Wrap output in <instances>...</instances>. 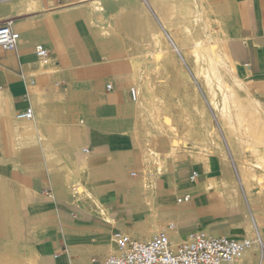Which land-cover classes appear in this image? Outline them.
Returning <instances> with one entry per match:
<instances>
[{
  "label": "crops",
  "instance_id": "1",
  "mask_svg": "<svg viewBox=\"0 0 264 264\" xmlns=\"http://www.w3.org/2000/svg\"><path fill=\"white\" fill-rule=\"evenodd\" d=\"M91 1L0 0V24L9 22L20 36L16 49L0 48V264H100L115 233L146 238L154 211L148 192L129 184L150 180L158 184V221L178 219L185 238L194 231L255 238L244 264H264V186L246 190L231 148L229 160L211 151L209 166L187 149L168 158L167 139L152 129L150 144L168 159L157 175L135 164L140 112L130 96L128 39L120 26L111 34L102 29L128 5L100 0L105 9L96 10ZM214 7L239 75L264 100V0H218ZM38 44L50 53L43 61ZM246 104L256 114L252 100ZM27 108L33 117L18 118ZM254 141L264 145L261 129ZM77 184L94 186L99 203L79 198Z\"/></svg>",
  "mask_w": 264,
  "mask_h": 264
},
{
  "label": "bare ground",
  "instance_id": "2",
  "mask_svg": "<svg viewBox=\"0 0 264 264\" xmlns=\"http://www.w3.org/2000/svg\"><path fill=\"white\" fill-rule=\"evenodd\" d=\"M156 1L158 0H150L151 3ZM160 1L174 4L176 0ZM187 1H192V4L190 2L188 5L181 6L180 8L176 5L171 6L169 17L164 18L168 25L166 24L164 26H171L176 18H178L181 23V32L189 42L182 46L185 49V55L187 58H182V60L191 61L194 68V77L205 89L207 93V105L212 108V113L208 115L206 106L204 103H201L198 97L194 100V96H188L187 99H190L191 102H193V100L196 101L194 103L195 107L202 117H207L209 123L213 122V119H216L218 123H220V127L215 129L220 140H224V138L228 140L231 149L235 150L236 148H243L241 172L245 188L250 192L253 187L264 186L262 183L264 181V145L259 146L254 141V136L258 133L259 129L264 132V116L260 118V123L258 120L252 122L247 114L249 110L248 112L246 111L247 109L244 106L243 99L249 98L252 100L254 110H262L263 113L264 101L252 92L253 82L239 75V65L233 58L230 48L227 45V42L231 39L224 29L221 20L216 16V12L212 3H210V0ZM90 6L96 10L105 9L100 0H92ZM214 12L215 14L213 15ZM215 26L218 30L216 34H213ZM198 28H201L202 31L199 32ZM102 29L104 30V33L109 32L105 31V28ZM147 29L150 37L159 48L155 59L158 64L150 70V73H146V71L142 69V61L136 57L132 58L131 66L133 70V79L136 80L138 77L142 80L146 79L147 92L149 93V95L144 96L139 102V116H147L152 119L150 125L146 124L142 129L137 130V136L152 135V129H155L159 136L165 137L168 136L170 131L174 134V136L170 135L167 139L170 149L169 151L171 153L175 151L176 146H178L181 141L178 136V126L175 124L174 118L168 110L166 92L170 88V85L175 84L178 74L172 71L166 65L168 64V61L164 60L165 43L162 39V32L154 31L149 26ZM160 66H163V69L160 71L166 82L157 89L152 83L151 77L157 73L156 71L159 70ZM177 66L178 61L174 60V67ZM171 94L176 97L178 96L173 90ZM183 117H186L187 119L186 114H184ZM206 139L207 135L203 138V141ZM233 140L235 143H232ZM145 143L146 146L150 144L149 137H147ZM234 144H236V146ZM218 145L221 146L220 143H218ZM139 148L140 155L135 157L136 165L142 167L146 172L149 171V173H152V167H157L159 170L162 169L163 160L160 152L152 151L148 147L146 148L140 141ZM209 154L210 151L206 149V152L198 157L197 160L204 163L206 166H209ZM258 169L262 171H258ZM135 177V180L137 181L139 179L138 175L136 174ZM227 185L228 184H224V186ZM77 186H80L81 189V191H79V189L75 187V192L79 193V198L87 197L93 202L99 203V198L97 197L94 186L88 184H77ZM129 186L133 188H141L142 191L148 192L147 204L149 208L154 211V220L152 222H147L148 225L146 227L147 231L145 232V236L148 238L161 227L158 226V220L155 218L157 209L155 207L154 193L158 184H129ZM160 204L161 205L159 206H166L162 205V203ZM172 207L178 211L176 204H172ZM219 207H225V205ZM139 209L140 207L137 206L136 210L138 213ZM101 211L106 221L116 224V220L108 215L103 206H101ZM138 213H135V217L140 216ZM170 222L171 221L167 222V224ZM174 223L177 228L181 225V221L178 219ZM168 234L174 243L185 238V235L180 234L176 229H169ZM117 250L116 241L115 238H113L110 253H116Z\"/></svg>",
  "mask_w": 264,
  "mask_h": 264
},
{
  "label": "rangeland",
  "instance_id": "3",
  "mask_svg": "<svg viewBox=\"0 0 264 264\" xmlns=\"http://www.w3.org/2000/svg\"><path fill=\"white\" fill-rule=\"evenodd\" d=\"M217 1L218 0H210V3H212L214 7V3ZM190 2L192 4V1L187 0H176L174 4H169L160 0L153 3H151L150 0H126L128 7L126 9L125 7H122L121 9L124 11H122L120 14L118 13L117 17L114 18L117 24H115L113 20L111 27L109 29H105V31H109L111 34L113 31H117L118 28H116V26H120L122 28V31L126 33L128 39L127 55L131 58L136 57L140 59L143 63L142 69L146 71V73H150V70L157 66L158 63H156L155 59L157 57V51L159 50V48L156 46V43L150 37L147 28L149 26L154 31L162 32V39L165 43L164 60L168 61V64L166 65L172 71L178 74L175 84L170 85V88L166 92V101L168 102V110L174 118L175 124L178 126V136L181 141L180 144L176 146L175 151L171 153L168 151L169 155H167V157H172L179 151L183 152L187 149L193 151L192 154L194 158H198L202 156L204 152H206V149H208L210 152L213 151L219 154L224 153L226 160H229L231 159V157L229 158V151L231 148L230 142L225 138L224 140H220L217 131L215 130L220 127V123H218L216 119H213V122L209 123L207 117H202L194 105L196 102L194 100H196V97H198L201 103H204L206 106L208 115L212 113V108L207 105V93L202 87L201 83L194 77V68L191 64V61L182 60V58L187 59L185 55V49L182 46L189 42L181 32V23L179 22L178 18H176L171 26H164L166 24L168 25L164 18L169 17L171 6L176 5L180 8L181 6L188 5ZM214 14L215 12L213 15ZM198 30L199 32L202 31L201 28H198ZM217 30L218 29L215 26L213 34H216ZM227 45L230 47L229 42H227ZM174 60L178 61L177 67H174ZM161 69H163V66H160L159 70L156 71L157 73L151 77V81L157 89H159L166 82L165 78L161 74ZM134 82L142 85V94L139 99L140 102L144 96L149 95L146 87L147 80H142L138 77L136 80L133 79L132 83ZM172 90L175 91L176 95H178L177 97L171 94ZM188 96L195 97L193 98V102H191L190 99H187ZM249 100V98L243 99L246 109V103H248ZM246 111L248 112V109ZM254 112H256V114H253L250 111L247 114L252 122H256V120H258L260 123V118L264 116L263 111L257 110ZM184 114H186L187 119L186 117H183ZM151 122V118L147 116H139L137 127L142 129L144 125H150ZM154 133L159 136L156 130ZM170 135L174 136V134L169 131L168 136L162 138L168 139ZM206 135L207 139L203 141V138H205ZM147 137L148 136L140 135L139 140L141 144H143V146L146 148L148 147L152 151H157L151 144L146 146L145 142ZM218 143H220L221 146H219ZM232 143H235L234 140ZM234 145L236 146V144ZM242 149V147L236 148L235 150L231 149V153L233 154L232 158L240 164H242ZM198 150L201 151L202 154H196L195 152ZM161 157L164 161H167L168 159L163 155H161ZM153 168L157 167H152V169ZM262 183L264 184V181ZM147 184H153V180H150ZM76 187L78 189L80 188V186ZM262 192H264V189ZM166 223L167 221H158V226L165 225Z\"/></svg>",
  "mask_w": 264,
  "mask_h": 264
},
{
  "label": "built area",
  "instance_id": "4",
  "mask_svg": "<svg viewBox=\"0 0 264 264\" xmlns=\"http://www.w3.org/2000/svg\"><path fill=\"white\" fill-rule=\"evenodd\" d=\"M19 39V33L9 22L0 24L1 49H16ZM35 53L41 61L47 59L50 54L42 44L36 45ZM107 88L111 90L112 84H108ZM141 94L142 86L135 83L130 88L131 99L136 102ZM17 117L30 119L33 117V110L27 108L19 111ZM83 150L87 152L88 148ZM157 174H160L159 169L156 170L155 175ZM196 177L197 173L194 172L191 180ZM189 197L187 195L185 199ZM169 229L177 230L173 221L160 227L148 238H135L120 231L115 233L118 250L116 253L109 252L100 264H244V253L256 240L255 238L236 239L225 235L213 236L204 231H194L174 243L168 234Z\"/></svg>",
  "mask_w": 264,
  "mask_h": 264
}]
</instances>
